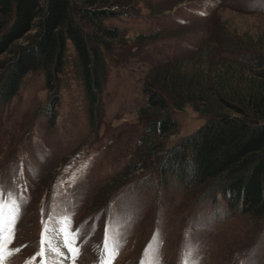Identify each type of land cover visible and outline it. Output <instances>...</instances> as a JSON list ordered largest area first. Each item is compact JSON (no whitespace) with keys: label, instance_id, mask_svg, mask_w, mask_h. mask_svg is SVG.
<instances>
[{"label":"rangeland","instance_id":"rangeland-1","mask_svg":"<svg viewBox=\"0 0 264 264\" xmlns=\"http://www.w3.org/2000/svg\"><path fill=\"white\" fill-rule=\"evenodd\" d=\"M122 1L125 13L109 23L125 39L107 57L94 118L71 62L58 92L48 88L42 72H33L0 105V185L26 197L11 245L21 251L8 264H40V257L31 258L43 222L51 226L65 214H71V229L81 230L76 264H100L106 234L110 247L119 242L113 264H141L157 233L160 264H181L188 246L199 264H264V218L232 213L220 193L211 201L199 190L161 182L154 157L144 159L139 114L152 64L196 49L217 21L264 34V0ZM69 54L73 58L71 46ZM172 115L179 129L167 138L168 147L206 122L190 104ZM141 160L148 166L127 170Z\"/></svg>","mask_w":264,"mask_h":264},{"label":"trees","instance_id":"trees-1","mask_svg":"<svg viewBox=\"0 0 264 264\" xmlns=\"http://www.w3.org/2000/svg\"><path fill=\"white\" fill-rule=\"evenodd\" d=\"M123 8L122 0H0V105L33 72H42L48 88L58 92L71 62L94 118L107 57L125 39L109 21ZM142 92L141 145L144 159L154 157L161 182L199 190L211 201L220 193L232 213L264 218V34L217 21L196 49L152 64ZM187 104L206 122L168 147L167 138L179 129L172 112ZM147 164L141 160L127 170Z\"/></svg>","mask_w":264,"mask_h":264},{"label":"snow or ice","instance_id":"snow-or-ice-1","mask_svg":"<svg viewBox=\"0 0 264 264\" xmlns=\"http://www.w3.org/2000/svg\"><path fill=\"white\" fill-rule=\"evenodd\" d=\"M25 202L26 197L22 192L11 188L5 190L4 186L0 185V264H8L10 259L21 251V248L11 247V245L16 238V225L20 219L21 207ZM49 219L53 218L50 216ZM70 221L71 214H65L51 226L48 222H43L39 249L31 258L32 261H35L36 257H40V264H63L66 257L71 261V264H76L80 255L81 245L77 242L80 240L81 230L77 228L73 231ZM57 237H59V243H56ZM155 239L157 244L150 245L145 251V256L150 258H142L141 264H160L158 233ZM193 252L192 246L186 247L181 264H199V260L193 255ZM118 254L119 242H114L110 247L106 234L100 252V264H113Z\"/></svg>","mask_w":264,"mask_h":264},{"label":"bare ground","instance_id":"bare-ground-1","mask_svg":"<svg viewBox=\"0 0 264 264\" xmlns=\"http://www.w3.org/2000/svg\"><path fill=\"white\" fill-rule=\"evenodd\" d=\"M56 243H59L57 240H56ZM62 247V246H61ZM66 261H67V259L65 258L64 260H63V264H66Z\"/></svg>","mask_w":264,"mask_h":264}]
</instances>
